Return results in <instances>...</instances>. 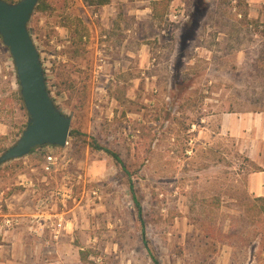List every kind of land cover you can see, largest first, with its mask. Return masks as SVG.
I'll use <instances>...</instances> for the list:
<instances>
[{
    "label": "rangeland",
    "instance_id": "1",
    "mask_svg": "<svg viewBox=\"0 0 264 264\" xmlns=\"http://www.w3.org/2000/svg\"><path fill=\"white\" fill-rule=\"evenodd\" d=\"M91 1L42 0L32 15L72 136L51 173L48 147L0 165V224L24 195L64 216L57 239L42 233L72 238L84 264H264V145L251 161L221 129L232 113L264 121V8L168 0L155 17L157 0ZM19 96L0 37V156L29 120Z\"/></svg>",
    "mask_w": 264,
    "mask_h": 264
},
{
    "label": "water",
    "instance_id": "2",
    "mask_svg": "<svg viewBox=\"0 0 264 264\" xmlns=\"http://www.w3.org/2000/svg\"><path fill=\"white\" fill-rule=\"evenodd\" d=\"M40 0H0V37L13 59L20 95L29 120L15 145L0 156V165L24 158L43 146L65 147L72 118L56 106L48 90L41 55L29 30Z\"/></svg>",
    "mask_w": 264,
    "mask_h": 264
},
{
    "label": "crops",
    "instance_id": "3",
    "mask_svg": "<svg viewBox=\"0 0 264 264\" xmlns=\"http://www.w3.org/2000/svg\"><path fill=\"white\" fill-rule=\"evenodd\" d=\"M247 3L263 11L264 0H247ZM258 115L228 114L221 126L248 155L254 154L248 157L256 162L261 159L259 147L264 145V121L260 122ZM13 198L5 201L2 210V215L9 216L15 226L0 235V264H84L81 256L84 249L69 242L72 238L66 236L55 242L51 236L43 235L41 225L36 227L38 224L32 220L40 211L35 202L26 201L24 195Z\"/></svg>",
    "mask_w": 264,
    "mask_h": 264
},
{
    "label": "built area",
    "instance_id": "4",
    "mask_svg": "<svg viewBox=\"0 0 264 264\" xmlns=\"http://www.w3.org/2000/svg\"><path fill=\"white\" fill-rule=\"evenodd\" d=\"M69 145V141L66 143L65 147H58V146H43L38 147L36 150L39 153L44 152L45 148H49L47 152H45V164H44V171L46 173H51L54 171L55 166L57 164V156L56 151L59 149H65ZM37 211H40L39 216L35 217L32 221L33 223L38 224L37 226H45L48 223L53 227L54 238H58L61 234V231L64 229V225L66 224V220L61 213H51L50 210L52 208L51 203L47 200L40 199L36 202ZM2 221L0 224V235L1 233H6V231L10 230L15 226V222L9 217L1 215Z\"/></svg>",
    "mask_w": 264,
    "mask_h": 264
},
{
    "label": "trees",
    "instance_id": "5",
    "mask_svg": "<svg viewBox=\"0 0 264 264\" xmlns=\"http://www.w3.org/2000/svg\"><path fill=\"white\" fill-rule=\"evenodd\" d=\"M110 3H111V0H92L90 2V5H92V6L95 5V6H97V8H100V7L107 6ZM162 7L164 8L165 11H167L169 9V1L168 0H157V1L154 2V4H153V13H154L155 17L159 16V10ZM46 8H47L46 6H44V7L42 6V0H40L38 5L36 6L35 10H37V9L45 10ZM78 21H79V24L82 25L81 20H78ZM69 29L71 30V27ZM84 30H85V28H84ZM19 99H20L21 102H23V99H22L21 95L19 96ZM71 136H72V133H71ZM36 149L37 148L33 149L32 152H34ZM115 158L122 165L123 169L126 171V167H125L123 161L121 160V158L118 155H116ZM258 199L264 201V197L263 198H258ZM134 202H135V204H136V206L138 208V211L140 212V215H141V205H140V203H139V201L137 200L136 197H134ZM81 256H82V258H86L87 254H85L84 252H81ZM156 264H159V262L156 261Z\"/></svg>",
    "mask_w": 264,
    "mask_h": 264
}]
</instances>
